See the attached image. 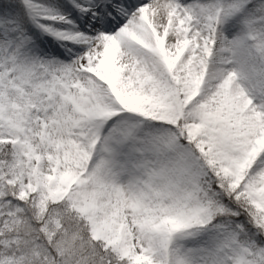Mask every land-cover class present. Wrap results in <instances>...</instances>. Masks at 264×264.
Here are the masks:
<instances>
[{
    "label": "snow or ice",
    "instance_id": "obj_1",
    "mask_svg": "<svg viewBox=\"0 0 264 264\" xmlns=\"http://www.w3.org/2000/svg\"><path fill=\"white\" fill-rule=\"evenodd\" d=\"M0 264H264V0H0Z\"/></svg>",
    "mask_w": 264,
    "mask_h": 264
}]
</instances>
